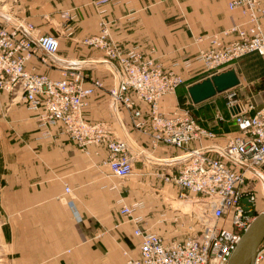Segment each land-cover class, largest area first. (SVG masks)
Instances as JSON below:
<instances>
[{"label":"crops","instance_id":"obj_1","mask_svg":"<svg viewBox=\"0 0 264 264\" xmlns=\"http://www.w3.org/2000/svg\"><path fill=\"white\" fill-rule=\"evenodd\" d=\"M100 1L22 0L19 14L37 33L58 38L59 58L102 80L104 90L88 98L85 120L111 123L117 135L135 142L152 159L136 160L134 176L121 181L105 165L108 152L104 146L89 145L81 151L63 133L61 124L50 127L49 138H42L37 112L18 97L11 101L7 94L10 102L0 118V235L11 264H127L128 259H138L140 239L133 235L135 225L120 214V200L127 205L143 203V209L136 211L143 218L139 224L142 230L172 232V223L166 218L169 211L145 195V188L153 182L164 185L159 174L177 165L180 151L162 145L153 149L150 137L134 129L126 109L121 108L117 115L112 111L106 93L113 85L112 77L104 65L96 64L103 52L87 43L101 35L99 23L106 24L110 40L120 51L137 47L144 58L181 75L184 86L180 88L187 90L209 75L195 58L213 48L210 37L220 35L218 46L222 47L235 37L221 33L244 22L237 10H229L232 0H107L96 5ZM62 12L73 18L63 20ZM41 55L39 49L37 57ZM243 59L263 67L251 82L264 77L262 57L251 54ZM185 61H190L189 67ZM32 68L51 79L61 78L58 69L38 58L26 61L25 69ZM257 90L264 91V85H258ZM212 102L209 99L197 105L203 108L199 112H208L205 103ZM159 103L160 111L166 112L172 98L164 97ZM135 107L141 112L138 120L148 128L149 107L141 102ZM226 115L230 117L229 110ZM216 129H221L215 139L219 143L238 134L230 125L220 124ZM65 187L70 189L68 193Z\"/></svg>","mask_w":264,"mask_h":264},{"label":"built area","instance_id":"obj_2","mask_svg":"<svg viewBox=\"0 0 264 264\" xmlns=\"http://www.w3.org/2000/svg\"><path fill=\"white\" fill-rule=\"evenodd\" d=\"M228 8L237 10L244 24L221 33L225 37L234 35L235 40L228 46L219 48L214 36L213 48L195 58L207 70H215L250 53L264 59V0H233ZM8 10L7 4L0 6V89L11 96L20 94L30 109L39 112L42 138H49L50 127L61 124L64 133L81 151L85 152L89 145L104 146L108 151L105 164L111 175L127 180L133 175L134 162L138 156L143 157L145 150L131 153L130 140L116 135L110 124L90 123L83 117L88 98L95 91L104 90L102 80L59 58L58 38L42 33L34 37L31 23L18 21L25 24H17L3 18L1 14ZM65 17L73 18L69 14ZM99 25L101 35L87 43L103 52L96 64L104 65L112 77L113 85L106 90L108 99L114 108L127 110L134 129L150 137L153 149L162 145L183 150L202 134L214 136L204 131L188 112L176 115L159 112V100L183 84L181 75L164 72L154 59L144 58L135 48L123 53L110 40L106 24ZM39 49L42 55L37 57ZM31 57L58 69L61 78L54 80L35 74L34 68L26 70L24 63ZM184 65L189 67L190 61ZM136 102L149 105L148 128L138 120L141 112L136 109ZM227 110L238 135L229 137L222 147L211 143L187 150L178 157L177 168L162 176L166 184L179 190V200L200 205L196 214L202 227L200 233L182 242L167 243L162 236L139 227L142 218L133 215L142 202L127 205L120 200V214L134 223V236L140 239V256L128 264H228L244 232L262 211L259 202L264 207V194L260 199L257 196L259 189H264V105L259 110L254 106L235 109L234 103L229 102ZM69 190L65 188L66 193ZM252 264H264V241L258 246Z\"/></svg>","mask_w":264,"mask_h":264},{"label":"rangeland","instance_id":"obj_3","mask_svg":"<svg viewBox=\"0 0 264 264\" xmlns=\"http://www.w3.org/2000/svg\"><path fill=\"white\" fill-rule=\"evenodd\" d=\"M21 1L22 0H2L0 2V6H2L4 4H7V9H9V10L5 11V13L1 14V16L3 18H9L8 15L12 14V15L18 16L21 19L28 20L26 17H22L19 14L20 2ZM100 2H98V3H100ZM96 5H97V3H96ZM60 15H61V18L63 20H66L65 15H68V12H62ZM66 21H68V20H66ZM243 24H244V22H243ZM31 25H32V27H35L32 23H31ZM47 35H49V34H47ZM214 36H217V39L219 40L220 35H213V36L210 37V42L211 43H212V39L214 38ZM227 36H229V35H227ZM234 40H235V38H234ZM233 41H231V42H233ZM230 43L224 44L222 47H219V46L218 47L219 48H223V47L225 48ZM217 45H218V42H217ZM134 48L138 50L137 47H134ZM153 53H154V51H153ZM251 54H254V53H250L248 55H251ZM254 55H257V54H254ZM257 56H259V55H257ZM242 57L244 58V56L235 58L231 62H229V63L225 64L224 66H221V67H219V68H217L215 70H207V68L204 67L207 70V73L209 74L207 77H209L211 75H214V74H218V73L227 71V70H230V69H234L236 71L237 76L239 77V79L241 81L240 84L237 87H235V88H233L231 90H228V91H226L224 93L218 94V95L215 96V98L214 97L211 98L212 101H214V102H212V104L205 103V105L207 107L206 110H208V112L201 114L199 111L202 110L203 108H200L199 106H197V105H199L201 103L193 104L191 102L188 94H185V93H187L186 92L187 90L180 88V87L184 86V79H183V84L180 85L178 88H176L174 90V93H171V94H169L167 96H163L162 97V98H164V97H171L172 98V105L170 106L168 111L161 112L160 111L161 110L160 109V103H158V110H159L160 113H163V114H166V115H170L171 113H173V114L176 115V114L181 113L182 111L188 112L189 115H191L193 118H195L197 120V122L199 123L200 127L204 131L214 135V136L207 137V135L202 134V136H200V138H197L196 140L192 141L190 143V145H188V147H186L185 149H183V150L178 149V151H180V156L182 154L186 153L187 150H189V149H194V148L201 147L198 144H200V143L204 144L203 143L204 141H207V143H205L203 146H205L207 144L214 143V144L222 147V146H224L226 144L227 139L229 137H234L235 135H238V134H235L234 136H227L225 141L222 142V143H219V142L215 141V139H217L219 137V132H220L221 129L218 130L216 128L220 124H222L223 126H225V125L234 126L237 129V131H238V128L236 127V125L226 115L227 103H229V102H232L234 104L238 103L241 106H247V107L254 106L255 110L261 109V107L264 105V91H258L257 90V86L258 85H264V77H262L260 80H258L256 82H251L252 79H254L256 77V75L262 73L263 67L260 66V65L254 66L255 63L249 62L248 59L244 60ZM31 58H35V57H31ZM30 59H28V60H30ZM25 63H26V61H25ZM156 63L161 65L159 62H156ZM161 67H162V65H161ZM103 69L108 71L106 68H103ZM162 69H163L164 72H171V71H165L163 67H162ZM35 74H37V73H35ZM198 82H200V81H198ZM189 86H187V87H189ZM7 94L10 95V93H8L7 91H5L3 89H0V118L2 116V113L5 110V104L10 102V99L7 97ZM10 97H11V101H14L18 97L19 101L26 102L24 99H22L20 94H17L15 96H11L10 95ZM161 99L159 100V102L161 101ZM26 103L29 106V103L28 102H26ZM109 103H110V101H109ZM147 106L149 107V105H147ZM29 108H30V106H29ZM36 112H37V116H36L37 127L39 128V126H38L39 125V121L37 119L39 112L38 111H36ZM200 114H201V116H200ZM217 117H221V119L217 120ZM39 130L41 131V135H42L43 130H41L40 128H39ZM62 131L64 133V129ZM64 134L67 135L66 133H64ZM67 137H68V135H67ZM149 155L150 154H144L143 157L142 156H138L137 157L138 158L137 161H139V160L143 161L144 160V162H147L148 160L152 159V157H148ZM178 157L175 158L176 161H178V159H179ZM106 162H107V160H106ZM105 165H106V167H108L107 164H105ZM176 168L177 167H176V163H175V165L173 166V171ZM108 169H109V167H108ZM109 171H110V169H109ZM134 172L135 171L133 170V175L131 177H129V178H132L134 176ZM170 172L172 173V170H170L168 172L165 171V173L164 172L163 173L160 172V174H159L160 175L159 177H160V179H162L164 185L162 183L159 184L157 182H153L152 186H146V188H145V189L148 190V192L145 193V195H148V196L150 195L151 197H153V199H155L156 203L159 204L160 208L166 209V210L169 211V214L167 215L166 218L169 219L168 222L172 223V229H171L172 232L169 233L167 231V229L159 228L158 231L155 233V234H158V235L162 236V238L167 243H170V242L176 241V240L177 241H181V242L185 241L190 236L198 235L200 233L199 230L202 229L200 224L197 222L196 214L198 213V210H197V206L196 205L194 206L193 211L189 212V213H185V212H183L181 210H177V209H174L172 207L171 199L175 198V200H179L177 198L179 196V190L176 187H174V186L166 184L164 179H163V177H162L163 175L170 174ZM110 174H111V172H110ZM124 181H126V180H124ZM261 195H262V193H260L259 197ZM141 198H142V196H141ZM141 209H143V204H142V207L139 208L138 210H141ZM263 209H264V207L262 206L261 202H259V210H263ZM177 211H179V212H177ZM133 216L142 218L141 214H136V212L134 213ZM176 216H178V217H176ZM168 222H166V223H168ZM132 224H134V223H132ZM133 235H134V233H133ZM130 260L131 259L127 260V264H128V262ZM0 264H11L10 263V259H9L8 255H7L6 246H5V244H4V242H3L2 238H1V235H0Z\"/></svg>","mask_w":264,"mask_h":264},{"label":"water","instance_id":"obj_4","mask_svg":"<svg viewBox=\"0 0 264 264\" xmlns=\"http://www.w3.org/2000/svg\"><path fill=\"white\" fill-rule=\"evenodd\" d=\"M240 79L234 69L211 75L187 87L193 104L207 101L218 94L237 87ZM264 240V210L259 213L244 232L228 264H252L255 252Z\"/></svg>","mask_w":264,"mask_h":264},{"label":"bare ground","instance_id":"obj_5","mask_svg":"<svg viewBox=\"0 0 264 264\" xmlns=\"http://www.w3.org/2000/svg\"><path fill=\"white\" fill-rule=\"evenodd\" d=\"M2 0H0V2H1ZM8 20H10V21H16L17 22V24H25L24 22H18V21H26V22H28V23H30L28 20H25V19H21V18H19L18 16H16V15H8ZM34 28V32L32 33L33 35H34V37H36L37 35H39V34H41V33H37L36 32V29H35V27H33ZM41 50V49H40ZM42 51V50H41ZM28 71H30V70H28ZM35 71V70H34ZM241 82V81H240ZM110 88V87H109ZM110 104H112V102L110 103ZM235 105V109H238V108H241V106L238 104V103H235L234 104ZM112 107V111L114 112V114H116L117 115V113L119 112V109H116V108H114V106L112 105L111 106ZM104 123H108V124H110L111 126H112V129H113V131L115 132V130H114V128H113V125L111 124V123H109V122H104ZM117 135V134H116ZM119 136V135H118ZM129 147H130V151H131V153H138L139 152V150H141V148L140 147H137L136 146V144H135V142H133L132 140H130V142H129ZM132 147L134 148V150L132 149ZM144 154H147V152H144ZM260 193H262V195L264 194V189L262 188V191H261V188L259 189V192H258V194H257V196H258V199H260V197H259V195H260ZM184 201V202H183ZM171 203H172V207L174 208V209H177V210H181V211H183V212H185V213H189V212H192L193 211V208H194V206L196 205L197 206V210H199V208H200V205L199 204H197V203H194L193 201H186V200H175V198H172L171 199ZM264 210V209H263ZM262 210V211H263ZM261 211V212H262ZM260 212V213H261Z\"/></svg>","mask_w":264,"mask_h":264}]
</instances>
